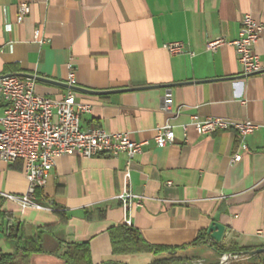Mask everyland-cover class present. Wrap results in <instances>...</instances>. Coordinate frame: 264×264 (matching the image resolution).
Instances as JSON below:
<instances>
[{
  "label": "crops",
  "instance_id": "0c3cea01",
  "mask_svg": "<svg viewBox=\"0 0 264 264\" xmlns=\"http://www.w3.org/2000/svg\"><path fill=\"white\" fill-rule=\"evenodd\" d=\"M20 3L28 5L22 19ZM245 14L263 25L253 46L261 71L252 75L232 46L206 49L217 37L235 39ZM172 41L185 43L184 52L169 54L162 45ZM70 72L76 101L90 105L81 129L147 143L132 158L56 156L32 198L43 209L0 196V254L15 253L11 232L39 239L43 252L28 264H65L61 255L82 242L92 264L141 257L150 264L159 256L149 247L182 249L205 264L217 259L214 243L264 247V0H0V76L29 77L36 94L58 99L70 89ZM167 93L179 115L171 120L174 141L157 147L155 129L171 117L161 109ZM190 115L258 127L241 150L231 130L200 135L188 127L184 135ZM235 153L241 159L231 162ZM26 189L22 162L0 160V194ZM123 193L132 195L125 206ZM213 221L225 227L219 242L207 233ZM121 226L139 233L141 251L113 252L110 231Z\"/></svg>",
  "mask_w": 264,
  "mask_h": 264
},
{
  "label": "built area",
  "instance_id": "2783aa9c",
  "mask_svg": "<svg viewBox=\"0 0 264 264\" xmlns=\"http://www.w3.org/2000/svg\"><path fill=\"white\" fill-rule=\"evenodd\" d=\"M27 13V3H20L18 18L22 19ZM262 30L261 23L253 19L250 14H245L240 21L235 39L229 41L217 37L207 41L206 49L214 51L223 45H230L234 48L242 72L245 75L258 73L261 71V64L253 46L258 41ZM39 34V30L36 29L34 40L42 43L44 40L39 37ZM162 46L172 55L183 53L185 49V43L181 41L167 42ZM189 54L193 53L189 52ZM67 83L69 88L75 85L72 72L68 75ZM0 99L2 104L0 160L8 164L21 161L27 180V189L23 195L14 196L3 193L0 196L16 201L23 209L44 208L32 198L37 190L45 185L56 156L76 154L82 158H90L125 153L132 158L140 153L147 143L135 141L123 132L108 133L101 129H81L80 116L90 111V105L77 102L71 88L62 97L51 99L35 93L31 78L7 74L0 76ZM161 109L170 113L171 117L155 129L153 141L157 147H164L174 141L171 120L179 115V109L172 110L168 93L163 98ZM180 127L184 135L188 127H192L200 135H209L217 130L234 131L239 138L240 149L247 150L244 139L258 126L251 121L230 122L219 117L200 118L197 115H190L189 122ZM240 159L241 154L235 153L231 157V162H237ZM125 176H128L127 172ZM118 198L124 206L132 201L130 193H123ZM133 203L136 206L140 205L139 200ZM224 258L227 256L222 257Z\"/></svg>",
  "mask_w": 264,
  "mask_h": 264
},
{
  "label": "trees",
  "instance_id": "16d2710c",
  "mask_svg": "<svg viewBox=\"0 0 264 264\" xmlns=\"http://www.w3.org/2000/svg\"><path fill=\"white\" fill-rule=\"evenodd\" d=\"M61 224L66 223V218L61 216ZM9 238L14 239L16 242L15 253L14 254H0V264H28V258L31 254L37 252H43L42 245L39 239L25 240L17 236L14 232L7 235ZM203 237L199 234L197 240ZM110 238L112 243L113 252L118 253H134L139 252L143 249V241L139 233L130 227H115L110 231ZM215 244V252L217 256H221L224 253H232L233 255L240 256L244 258L238 261H227L225 264H264V252L258 253L252 256L246 254V252L254 250L255 248L250 247H239L236 244L217 246ZM156 255L159 256L150 264H169L173 261L176 253L180 252L178 250L169 247H149ZM163 255H168L169 259L163 258ZM65 264H92L90 261V254L88 249V244L86 242L70 244L69 250L65 251L61 255ZM178 259H180L178 257ZM217 262L216 264H218ZM105 264H123L118 262H111ZM176 264H179L176 263Z\"/></svg>",
  "mask_w": 264,
  "mask_h": 264
},
{
  "label": "rangeland",
  "instance_id": "374dc122",
  "mask_svg": "<svg viewBox=\"0 0 264 264\" xmlns=\"http://www.w3.org/2000/svg\"><path fill=\"white\" fill-rule=\"evenodd\" d=\"M186 252H178L176 253L175 255H173L174 259L173 261H171L169 264H176V263H189V264H205L202 260L200 259H195L194 257H186ZM164 257L163 258H168L169 259V256L168 255H163ZM223 256H227V261H240V260H243L244 258L240 257V256H237V255H233L232 253H224L223 255L221 256H217V259H215L214 261L210 262V263H207V264H216L217 262H219V259L221 260ZM178 257L180 259H178ZM145 258L144 257H141V258H138V262L134 263V264H145L144 262Z\"/></svg>",
  "mask_w": 264,
  "mask_h": 264
},
{
  "label": "water",
  "instance_id": "95a60500",
  "mask_svg": "<svg viewBox=\"0 0 264 264\" xmlns=\"http://www.w3.org/2000/svg\"><path fill=\"white\" fill-rule=\"evenodd\" d=\"M35 78H38V77H35ZM70 88H75V87L71 86ZM224 229H225V227L222 224H220L216 221H213L209 225V227L207 229V233L210 235V237L213 240L219 242L221 240L222 235H223ZM262 252H264V247L248 251V252H246V254L249 256H252V255H255L258 253H262ZM225 263H227V258L221 259L218 264H225ZM179 264H189V263H179Z\"/></svg>",
  "mask_w": 264,
  "mask_h": 264
}]
</instances>
